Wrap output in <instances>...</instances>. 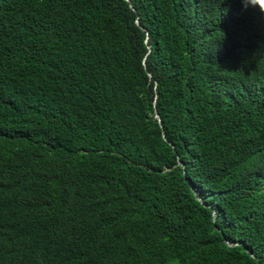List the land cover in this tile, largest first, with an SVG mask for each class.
<instances>
[{
	"label": "trees",
	"instance_id": "trees-1",
	"mask_svg": "<svg viewBox=\"0 0 264 264\" xmlns=\"http://www.w3.org/2000/svg\"><path fill=\"white\" fill-rule=\"evenodd\" d=\"M0 264H264V0H0Z\"/></svg>",
	"mask_w": 264,
	"mask_h": 264
}]
</instances>
